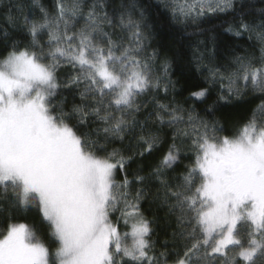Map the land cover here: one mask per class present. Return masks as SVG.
<instances>
[{
	"label": "snow or ice",
	"instance_id": "1",
	"mask_svg": "<svg viewBox=\"0 0 264 264\" xmlns=\"http://www.w3.org/2000/svg\"><path fill=\"white\" fill-rule=\"evenodd\" d=\"M24 7L0 0V264H264V0H163L205 37L180 93L136 0Z\"/></svg>",
	"mask_w": 264,
	"mask_h": 264
},
{
	"label": "trees",
	"instance_id": "2",
	"mask_svg": "<svg viewBox=\"0 0 264 264\" xmlns=\"http://www.w3.org/2000/svg\"><path fill=\"white\" fill-rule=\"evenodd\" d=\"M4 3H7V0H4ZM24 11L29 10L31 5V0H23ZM41 3L51 9L53 6L54 0H41ZM119 3V0H117ZM137 9L143 10L145 18L149 24V30L151 31V41L152 48H155L159 51L161 57H166L170 63L169 75L172 80L178 81L177 84V93H180L181 89L186 86L191 78L203 79L199 72L195 70V64L192 61V52L195 47V42L197 40L205 39L204 36L195 35V28L188 27L184 29L180 25H176L174 21L171 20V15L168 10L163 7V0H136ZM260 7V5H258ZM38 14V10H34ZM218 20H212L211 24H218ZM211 24H204L201 27L207 28ZM4 14L2 8H0V28H4ZM248 34L246 33L243 37L233 38L232 42L238 44L240 47L236 48L237 55H244L246 52H251L257 49L255 40H248ZM152 49L150 48L149 51ZM258 54V51H257ZM68 69H62L61 74L67 72ZM206 74V73H205ZM207 86V85H204ZM218 85L213 89V97L217 94ZM188 96V91H183L182 94H178L176 99L178 102L183 103L185 98ZM247 100H250L251 103L248 104H238L236 101L232 103L236 107L229 106L224 108L221 112L217 113V119H220L222 123H225L228 128H232L234 125L241 122V120L251 113V110L256 108L260 103V99H253L251 95L246 97ZM228 134V133H222ZM170 135V132H169ZM189 161H183V164H187ZM183 167V165L181 166ZM147 207V205H145ZM150 215V213H148ZM163 215V213H160ZM38 219L35 210H31L28 213L18 214V218L13 222L33 224ZM5 224L3 223V218L0 217V231H3ZM172 229L163 227V221L160 222V227L157 228L158 235L154 239L159 241H164L165 239L171 240ZM41 240L47 245L48 240L46 236L41 235ZM54 247V246H53ZM158 251H165L161 247L160 243L157 244ZM175 257H171L168 261V264H173Z\"/></svg>",
	"mask_w": 264,
	"mask_h": 264
}]
</instances>
